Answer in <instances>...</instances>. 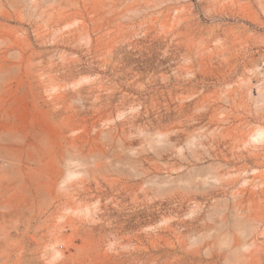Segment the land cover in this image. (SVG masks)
Segmentation results:
<instances>
[{"label": "rangeland", "instance_id": "obj_1", "mask_svg": "<svg viewBox=\"0 0 264 264\" xmlns=\"http://www.w3.org/2000/svg\"><path fill=\"white\" fill-rule=\"evenodd\" d=\"M0 264H264V0H0Z\"/></svg>", "mask_w": 264, "mask_h": 264}]
</instances>
